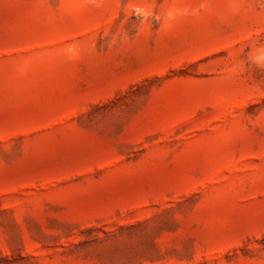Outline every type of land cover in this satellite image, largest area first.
<instances>
[{"label":"rangeland","instance_id":"obj_1","mask_svg":"<svg viewBox=\"0 0 264 264\" xmlns=\"http://www.w3.org/2000/svg\"><path fill=\"white\" fill-rule=\"evenodd\" d=\"M0 264H264V0H0Z\"/></svg>","mask_w":264,"mask_h":264}]
</instances>
